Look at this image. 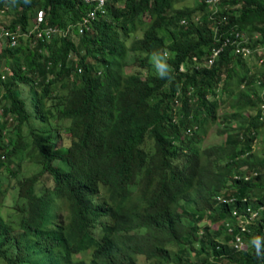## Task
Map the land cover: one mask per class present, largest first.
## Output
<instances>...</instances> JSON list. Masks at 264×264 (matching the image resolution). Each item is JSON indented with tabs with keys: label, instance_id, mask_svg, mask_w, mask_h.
Returning <instances> with one entry per match:
<instances>
[{
	"label": "trees",
	"instance_id": "trees-1",
	"mask_svg": "<svg viewBox=\"0 0 264 264\" xmlns=\"http://www.w3.org/2000/svg\"><path fill=\"white\" fill-rule=\"evenodd\" d=\"M122 2L107 0L79 32L90 3L0 0V13L14 10L5 24L12 30L27 32L43 12L40 37L23 43L19 36L0 48V68L8 71L0 80V200L9 180L21 177L11 187L12 210L6 218L0 213V259L67 264L70 252L92 243L89 261L71 264H141L139 243L163 264H264V160L253 154L264 70L251 73L256 51L233 52L235 32L252 48L264 45V0L176 9L172 0ZM47 28L56 30L45 34ZM137 29L139 37L126 43ZM225 37L230 41L210 67H193L192 56H206ZM153 53L165 56L171 78L157 75ZM249 109L255 112L244 115ZM212 123L224 139L202 147ZM28 160L38 169L26 175ZM248 207L257 214L239 229L235 222ZM106 213L111 223L96 241L86 227ZM236 234L245 245L233 249Z\"/></svg>",
	"mask_w": 264,
	"mask_h": 264
},
{
	"label": "clouds",
	"instance_id": "clouds-1",
	"mask_svg": "<svg viewBox=\"0 0 264 264\" xmlns=\"http://www.w3.org/2000/svg\"><path fill=\"white\" fill-rule=\"evenodd\" d=\"M83 1V0H82ZM84 2V1H83ZM106 2H107V0L105 1V3L103 4V6L106 4ZM200 2H203V3H205V4H207L208 6H214L215 4H218V3H220V2H222V0H220V1H218V2H215V3H211V2H206V0H199V2L198 3H200ZM120 5H122V4H120ZM102 6V7H103ZM39 11H41V10H39ZM98 12H101V11H98ZM187 23V20H185V19H181L180 20V24L181 25H184V24H186ZM89 25V24H88ZM16 28H19V26H16L15 27V29ZM14 29V30H15ZM30 28H28V30H29ZM85 29H88V28H86L85 27ZM90 29V28H89ZM2 30H9V31H14V30H12V28L11 29H9V28H7L5 25L3 26V25H0V33L2 32ZM19 30H20V28H19ZM82 32V31H81ZM213 33H214V27H213ZM32 34H34V35H37L36 33H34V31L33 32H31L29 35H27V36H24V35H19L20 36V39H23L24 40V42L23 43H26V42H28V39L26 40V38H28L30 35H32ZM241 36H242V39H243V42H242V44H244V45H247L249 48H250V52H249V54H251V52H253V51H256V53H254L253 55H249V54H246V55H244L242 52H236L235 51V40L236 39H234V47H233V52L237 55V53L238 54H240V55H243V56H251L252 58H255V60H256V62L257 63H262L263 61H264V45H259V46H257V47H255V48H252L251 46H249V44H248V42H247V38H246V36H244V35H242V34H240ZM19 36H17L16 37V41H15V43L13 44V45H10L9 44V41L7 42V39L5 38V37H3V35H1L0 34V48H1V44L3 43L4 45L5 44H7L8 43V46H14V45H16L18 42V40H20L19 39ZM214 37H217L216 35H214ZM225 38H227V37H225ZM225 38H222V40L223 39H225ZM222 40H221V43L220 44H222ZM229 41H230V38H229ZM228 41V42H229ZM227 42V43H228ZM226 43V44H227ZM225 46V44H223V47ZM223 47H222V49L215 55V57L214 56H212V49H213V47L211 48V50H210V52H208V54L205 56H203L202 58H196V56H192V62H193V67L194 68H203V67H210L211 65H212V63H213V61L215 60V58H216V56L217 55H219L220 54V52L223 50ZM165 54H167V53H165ZM213 57L214 59H213V61L212 62H208L207 61V58H210V57ZM259 56V57H258ZM258 57V58H257ZM1 58H2V56H1V53H0V60H1ZM151 63H152V65H153V67L155 68V70H156V73H157V75L160 77V78H164V77H168V78H171V75H170V69H169V66L167 65V63H166V58H165V56H162V55H160L159 53H153V55H152V57H151ZM129 66H132L131 65V62H129ZM250 66V65H249ZM128 67V65H126V67H125V69ZM179 70L180 71H185L186 70V65H185V61H182L181 63H180V65H179ZM128 72H130V70H128ZM8 75V71H6V69H4V70H2L1 68H0V80H4L5 79V77ZM141 76L143 77V74H141ZM219 91H217V93H218ZM190 91L187 93L188 95H190ZM175 95H176V97L177 96H179L180 95V92L179 91H176V93H175ZM208 96V94L206 95V97ZM188 100L189 101H192V99L191 98H188ZM258 108H259V110H261V118H260V120L262 121V118L264 117V101H261L260 102V104H259V106H258ZM250 111H252V113L253 112H255V110H252V109H249V110H246L245 112H244V115H249V114H252V113H246V112H250ZM173 121H175V117L173 118ZM213 124V123H212ZM211 124V125H212ZM218 125V124H217ZM216 129H217V127H216ZM216 129H215V132H216ZM259 133L261 134V128H260V131H259ZM258 133V134H259ZM258 136V135H257ZM256 139H257V137L253 140V147H254V143H255V141H256ZM58 144H59V142L57 143V146H58ZM60 145V144H59ZM218 145H220V144H218ZM202 147H205V146H203L202 145ZM242 167H245L244 169L242 168ZM246 169H248V167H247V165L246 164H244V165H242V166H240L239 167V170H240V172H242V171H244V170H246ZM252 174H253V171L251 170L250 171ZM98 190L99 191H102L103 192V187H101L100 185H98ZM96 197H98L97 195H95ZM222 197V195H217L216 196V198L218 199H220ZM13 206V205H12ZM248 209V215L246 216V217H243V216H240V217H238V220L235 222V224L238 226V228L239 229H244V228H246V227H248L249 225H251L252 223H251V219H252V217H254L256 214H257V211L256 210H251L249 207L247 208ZM12 210V207L9 209V212ZM8 212V213H9ZM62 212H63V214H66V212H67V208H63L62 209ZM1 213V212H0ZM8 213H7V215H8ZM2 214V216H3V218H6L7 217V215H4L3 213H1ZM110 218H111V215L109 214V213H106L105 215H101V216H99V218L96 220V222H94V223H91V224H89L86 228H88L89 229V231H90V234L96 239V241H99V240H101L102 238H104V236H105V226L107 225V224H109V223H111V220H110ZM228 223V222H227ZM142 230H144V229H142ZM135 232V229L134 228H129V229H127V231H126V233H129V234H132V233H134ZM198 232L200 233L201 232V230H198ZM139 240H141V238H138ZM128 241H129V243L130 244H132V241L131 240H129L128 239ZM133 241H134V239H133ZM142 241V240H141ZM135 242V241H134ZM136 243V242H135ZM92 243H82V245H81V249L82 250H80L79 252H77V253H75V255H73L72 256V252H70L69 254H68V256H69V258H70V260H69V262L67 263V264H71L72 263V258H76L75 256L77 255V254H79V253H82V252H85V251H89V259H90V257H91V254H92V252H93V249H94V247L93 246H90ZM163 245V244H162ZM243 245H245V243L244 242H242V241H240V236H239V234H236L235 236H233L232 237V242H231V246L233 247V249H236V247H241V246H243ZM170 246H171V244H169L167 247H168V249H170ZM134 247H136V249L140 252V254L139 255H137L136 257H137V260L141 263V264H163V259L161 258V256H159L158 254H156L155 252H153V251H151L150 249H148V247H145V246H142V245H140L139 243H136L135 244V246ZM89 259H88V261H89ZM77 261H79V260H77ZM80 261H82V260H80ZM87 261V262H88ZM83 262V261H82ZM86 262V263H87ZM84 263V262H83ZM0 264H5L4 262H3V260L2 259H0ZM170 264H172V263H170Z\"/></svg>",
	"mask_w": 264,
	"mask_h": 264
},
{
	"label": "rangeland",
	"instance_id": "rangeland-1",
	"mask_svg": "<svg viewBox=\"0 0 264 264\" xmlns=\"http://www.w3.org/2000/svg\"><path fill=\"white\" fill-rule=\"evenodd\" d=\"M198 2H199V0H172V7L174 9L183 8V7H192L196 4H198ZM122 3H123L122 0H119V4H122ZM5 10H6L5 12L0 13V25H3V26L5 24H7V22L10 21L11 16L14 14V10L11 7L9 8V6ZM144 18H146V15L144 16ZM148 19H149V17L147 18V21H148ZM140 31H141V29H137V31L135 33L131 34V36L128 38L126 43H128L130 41V39H132L133 35L139 37ZM126 47H127V44H126ZM132 59L133 58H132L131 52L129 50H127L126 54L124 56V61H126L128 63V67L126 68V71L129 70V67L132 70L131 66H129V61H131ZM249 60H250L249 62L251 63V66H250L251 73L254 72V74L257 75L259 71L264 70V63L263 62L257 63L255 58H251ZM232 61H234V58L232 59ZM1 62H2V58H1ZM256 88H257L256 91L259 94L264 90V79L259 80V83L256 85ZM24 90H26V89H24L23 86H19V91L17 93L20 94L21 97H23L24 96ZM226 107H227V104H225L223 106V110ZM246 113H252V111L246 112ZM262 122H263V125L261 128V134L260 133L258 134L257 139L254 143V147H253L254 158L258 159V160H260V159L264 160V117L262 118ZM216 127H217V124H212L210 127H208L206 133L203 134V136H202V140L200 142L201 146L202 145L203 146L218 145L223 141L224 135L220 136L219 134L215 133ZM67 134H68L67 131L63 132V137L61 139L62 142L60 141L59 144L66 143V139L64 138V135H67ZM222 160H223L222 162H225V158H223ZM242 168L244 169L245 167H242ZM37 169H38V167L35 164H33L32 162H30L29 160L26 162V164H24V170L27 171L26 175H29L31 173L36 172ZM0 172H5V171L1 170ZM20 178L21 177L11 178L9 180V185L7 186V193L8 194L6 195V197L4 199L0 200L1 201L0 212L3 213L4 215H7V213L9 212V209L12 207V205L15 202L16 189H13L11 187L14 184V182H16L17 179H20ZM43 190H44V188L41 189V191H43ZM41 191H39V192H41ZM18 202H19V204H22L21 200H19V199H18ZM204 221H206L205 217H204V219L200 220V223H202ZM217 224H218V222H214V223H212L211 226L216 227ZM192 242H193L194 247H197L199 245L198 238H196L195 240H192ZM174 247H175V245H174ZM173 254H176V253L173 251V252H171V255H173ZM187 255H188L187 260H189L191 263H193L194 261L191 259V257L194 256V249H192V247H190V250H188ZM75 257L77 260H82L84 263H86L89 259V251L79 253ZM207 264H211V262H208Z\"/></svg>",
	"mask_w": 264,
	"mask_h": 264
},
{
	"label": "built area",
	"instance_id": "built-area-1",
	"mask_svg": "<svg viewBox=\"0 0 264 264\" xmlns=\"http://www.w3.org/2000/svg\"><path fill=\"white\" fill-rule=\"evenodd\" d=\"M86 3H90L93 5V8L91 10H89L84 16H82L81 18V22H80V28H79V32H81L84 28V25L88 22V24L90 23L91 19L95 16V11H101L102 12V6L105 3L106 0H83ZM220 0H206V2H211V3H215L218 2ZM43 17V12L39 11L37 19L35 20V22L32 25V28L29 29L27 32L24 31H19V28H16L14 31H9V30H2V32L0 33L1 35H3V37H5L8 41L10 45H13L16 41V37L19 35H24L27 36L29 35L31 32L34 31V33L37 34V36H41V31H40V25L39 22L41 21ZM88 26V25H87ZM85 26V27H87ZM52 30H56V29H52V28H47L45 30V34H49L50 32H52ZM214 33H215V29H214ZM235 35L239 38H237L235 40V51L236 52H242L244 55L249 54V52L251 51L250 48L247 45L242 44L243 39L242 36L238 33L235 32ZM229 41V38H225L222 40V44H218L216 46L213 47L212 49V56L215 57V55L222 49L223 44H226ZM207 58L208 62H212L213 61V57Z\"/></svg>",
	"mask_w": 264,
	"mask_h": 264
}]
</instances>
